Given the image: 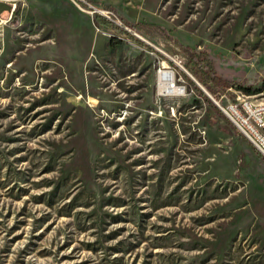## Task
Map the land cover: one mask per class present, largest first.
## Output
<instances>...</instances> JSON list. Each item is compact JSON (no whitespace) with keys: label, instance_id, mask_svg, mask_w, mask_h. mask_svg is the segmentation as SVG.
Instances as JSON below:
<instances>
[{"label":"rangeland","instance_id":"374dc122","mask_svg":"<svg viewBox=\"0 0 264 264\" xmlns=\"http://www.w3.org/2000/svg\"><path fill=\"white\" fill-rule=\"evenodd\" d=\"M2 1L0 264H264V0Z\"/></svg>","mask_w":264,"mask_h":264},{"label":"built area","instance_id":"2783aa9c","mask_svg":"<svg viewBox=\"0 0 264 264\" xmlns=\"http://www.w3.org/2000/svg\"><path fill=\"white\" fill-rule=\"evenodd\" d=\"M157 73L161 95L172 97L181 93L182 87L177 84L172 70L158 69ZM213 102L264 159V102L249 99L244 95L236 97L226 105H220L214 100Z\"/></svg>","mask_w":264,"mask_h":264},{"label":"trees","instance_id":"16d2710c","mask_svg":"<svg viewBox=\"0 0 264 264\" xmlns=\"http://www.w3.org/2000/svg\"><path fill=\"white\" fill-rule=\"evenodd\" d=\"M96 21L99 25L102 26H108V22L105 21L104 19L101 18H96ZM138 42V41H137ZM192 74L197 77V79H199V82L203 85V86H208L209 83L213 84L214 86H217L219 88H226L228 86L227 81L222 80L219 77H210L209 75H207L206 71H202V73L197 70L196 67H194V69H192ZM189 82L192 84V86L196 89V92L207 102L209 103L212 107L213 105L211 104V102L209 101V99L195 86V84L189 80ZM215 108V107H214ZM239 138H243V136L240 133H237ZM257 156L264 161V159L257 153Z\"/></svg>","mask_w":264,"mask_h":264},{"label":"water","instance_id":"95a60500","mask_svg":"<svg viewBox=\"0 0 264 264\" xmlns=\"http://www.w3.org/2000/svg\"><path fill=\"white\" fill-rule=\"evenodd\" d=\"M8 9H9V7L5 3H3V1H0V17L2 15V13ZM0 20H1V18H0Z\"/></svg>","mask_w":264,"mask_h":264},{"label":"bare ground","instance_id":"6f19581e","mask_svg":"<svg viewBox=\"0 0 264 264\" xmlns=\"http://www.w3.org/2000/svg\"><path fill=\"white\" fill-rule=\"evenodd\" d=\"M160 76H162V74L160 75ZM181 94V93H180ZM174 96V95H173Z\"/></svg>","mask_w":264,"mask_h":264}]
</instances>
